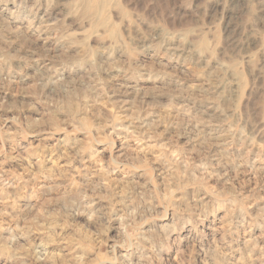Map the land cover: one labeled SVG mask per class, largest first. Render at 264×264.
Masks as SVG:
<instances>
[{
  "label": "rangeland",
  "instance_id": "obj_1",
  "mask_svg": "<svg viewBox=\"0 0 264 264\" xmlns=\"http://www.w3.org/2000/svg\"><path fill=\"white\" fill-rule=\"evenodd\" d=\"M0 264H264V0H0Z\"/></svg>",
  "mask_w": 264,
  "mask_h": 264
}]
</instances>
